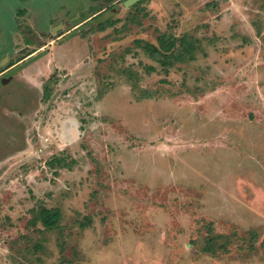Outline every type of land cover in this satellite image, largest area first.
Returning <instances> with one entry per match:
<instances>
[{
    "label": "rangeland",
    "instance_id": "obj_1",
    "mask_svg": "<svg viewBox=\"0 0 264 264\" xmlns=\"http://www.w3.org/2000/svg\"><path fill=\"white\" fill-rule=\"evenodd\" d=\"M128 1L0 0V264H264V0Z\"/></svg>",
    "mask_w": 264,
    "mask_h": 264
},
{
    "label": "trees",
    "instance_id": "obj_2",
    "mask_svg": "<svg viewBox=\"0 0 264 264\" xmlns=\"http://www.w3.org/2000/svg\"><path fill=\"white\" fill-rule=\"evenodd\" d=\"M99 15V14H98ZM94 16L93 18H96ZM108 25H112L110 22ZM105 27L99 24L98 30H103ZM188 40V35L181 37H175L173 35L160 34L157 37V44L150 42H144L142 46L144 50L149 54V56L156 62L164 63L168 69L170 66L179 64L181 62L187 61L186 56L189 55L193 46ZM140 43V41H139ZM187 59H192V56H189ZM169 61V62H168ZM59 213L53 209L43 208L39 216L33 219V223H36L38 220L41 221L44 227L47 229H52L56 227L58 223ZM36 249H40V243L34 244Z\"/></svg>",
    "mask_w": 264,
    "mask_h": 264
},
{
    "label": "water",
    "instance_id": "obj_3",
    "mask_svg": "<svg viewBox=\"0 0 264 264\" xmlns=\"http://www.w3.org/2000/svg\"><path fill=\"white\" fill-rule=\"evenodd\" d=\"M133 1H135V0H129L126 4H129V3H131V2H133ZM57 28V27H56ZM4 61V60H3ZM2 61V62H3Z\"/></svg>",
    "mask_w": 264,
    "mask_h": 264
}]
</instances>
